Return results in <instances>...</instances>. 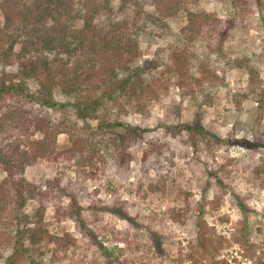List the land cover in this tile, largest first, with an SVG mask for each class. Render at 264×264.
Here are the masks:
<instances>
[{"label": "trees", "instance_id": "1", "mask_svg": "<svg viewBox=\"0 0 264 264\" xmlns=\"http://www.w3.org/2000/svg\"><path fill=\"white\" fill-rule=\"evenodd\" d=\"M146 2L152 7L150 13L139 6L138 0H0V261L3 264H46L44 257L49 252L51 264L64 260L74 264L72 255L78 249L77 242L69 233L59 237L50 232L45 218L48 207H52L56 223L63 217L75 220L81 227L87 226L88 218L79 207L84 199L95 216L110 212L133 222L122 204L95 206V199L91 198L95 195L90 197L85 189L72 190L71 186L62 185L60 178L48 180L43 186L28 182L25 172L29 167L63 159L74 166L77 180L93 179L99 165L104 163L107 149L106 143L103 148L98 147L103 140L96 139L97 135L104 138V134L118 128H123L124 143L119 156H125L128 164L134 158L128 149L139 142L143 130L125 127L120 119L128 113L146 117L150 104L167 96L173 86L166 73L174 74L176 86L187 89L184 94L192 100L199 97L203 100L212 84H222L223 79L206 63L207 59L199 60L194 52L201 42L211 46L215 40V48L220 49L224 39L218 18L189 10L192 0ZM181 11L185 23L179 34H172V43L157 49L147 62L154 74L146 71V64L136 63L141 58V41L160 38L167 21ZM195 62L199 63V77L190 73ZM248 62L241 56L229 60L227 67L246 68L248 88L254 102L262 108L264 89L257 71ZM14 65L15 74L4 71ZM159 66H163V71L157 75ZM55 94L67 103L56 101ZM66 107L73 110L75 120L55 121L51 112ZM79 121L94 122L97 134L82 132ZM161 127L165 139L179 138L194 155L226 143L200 123L173 121ZM63 134L68 146L58 151L57 138ZM109 140L117 148L116 138ZM164 145L158 138H152L142 153L143 183L141 180L139 185L147 194L163 196L169 185L166 164L172 165V158H161ZM208 174L221 189L223 181L218 172ZM64 198L68 199L66 206H62ZM29 202L36 207L26 212ZM239 206L244 210L243 205ZM188 208L185 203L183 208L170 211V220L184 225L190 218ZM196 231L203 248L201 238L205 231L198 222ZM87 236L91 242L97 239L93 230L87 231ZM127 236L122 242L128 245Z\"/></svg>", "mask_w": 264, "mask_h": 264}, {"label": "rangeland", "instance_id": "2", "mask_svg": "<svg viewBox=\"0 0 264 264\" xmlns=\"http://www.w3.org/2000/svg\"><path fill=\"white\" fill-rule=\"evenodd\" d=\"M138 1L145 11H152L146 0ZM188 9L215 15L221 22L224 40L220 49L215 48V40L211 46L201 42L194 52L199 60L207 59L206 63L223 79L222 84H212L203 100L200 97L192 100L184 94L187 89L176 86L174 74L166 73L173 85L169 94L151 103L146 117L128 113L120 119L125 127L143 130L139 142L128 149L134 157L128 164L125 156H119L124 143L123 128H118L104 134V138L97 135L96 139L103 140L98 147L103 148L106 143L107 149L104 163L99 165L93 179L77 180L74 166L63 159L38 163L25 172V179L39 186L57 177L72 190L85 189L90 197L95 195L91 197L95 206L122 204L133 219V222L120 219L110 212L95 216L84 199L79 207L88 222L81 227L70 218L61 217L56 223L52 207H48L45 218L50 232L59 237L69 233L77 242L78 249L72 255L74 264H264V106L259 108L252 98L246 68L227 67L229 60L243 56L249 61L248 66L257 71L264 89V0H192ZM184 23L181 11L167 21L160 38L143 39L139 45L141 58L136 63L146 64V71L154 74L147 62L157 49L172 43L171 35H178ZM198 64L195 62L190 71L194 77H199ZM4 71L15 74L17 66L6 67ZM162 71L163 66H159L155 73L159 75ZM30 86L34 88L32 83ZM55 99L67 103L59 94H55ZM51 113L55 121L75 120L69 107ZM173 121L200 123L226 143L194 155L179 138L163 137V127L159 125ZM77 123L85 134H97L94 122ZM110 137L116 138L117 148L111 145ZM152 138L165 143L161 158H172V165L166 164L170 182L163 196L147 194L139 185L140 159ZM235 141L243 144H234ZM67 146V136L60 135L57 150ZM210 171L218 172L223 181L221 189L209 176ZM67 203L64 198L62 206ZM185 203L190 218L184 225L172 222L170 211L183 208ZM35 207V203L29 202L25 211ZM197 222L205 231L201 238L203 248L198 243ZM89 230L95 232V242L87 236ZM127 234L128 245L122 242ZM51 254L44 257L46 264L53 262Z\"/></svg>", "mask_w": 264, "mask_h": 264}]
</instances>
